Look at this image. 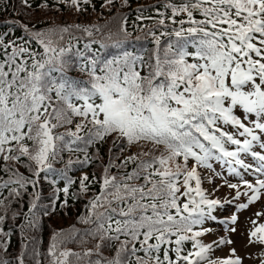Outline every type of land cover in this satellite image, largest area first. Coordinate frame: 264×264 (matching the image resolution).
<instances>
[{"label":"snow or ice","instance_id":"snow-or-ice-1","mask_svg":"<svg viewBox=\"0 0 264 264\" xmlns=\"http://www.w3.org/2000/svg\"><path fill=\"white\" fill-rule=\"evenodd\" d=\"M90 7L0 0V264H264V0Z\"/></svg>","mask_w":264,"mask_h":264},{"label":"trees","instance_id":"trees-1","mask_svg":"<svg viewBox=\"0 0 264 264\" xmlns=\"http://www.w3.org/2000/svg\"><path fill=\"white\" fill-rule=\"evenodd\" d=\"M103 2V0H93V3L95 4V12L92 11L91 7L88 10V14L81 16L80 19L82 20H90L92 18H96L98 13H102V16L99 17V19L101 20V22L104 19H107L108 16L112 15L113 13H115L117 11L116 8H113L111 11H108L106 9L102 10L100 8V4ZM157 2V0H129V7L127 8H121L120 11L123 12L128 19V23L131 26L132 21L135 19L136 16V7L137 5H152L155 4ZM148 14H152L150 12H146L145 15ZM5 15L7 16H11L12 13H5ZM39 15V14H37ZM68 19H72L71 15H67ZM4 20L2 18H0V30H2V26H3ZM129 30H131V27L129 28ZM19 34V33H17ZM133 35H135V32L133 33ZM85 170L87 171H91V167L86 168ZM77 172H72L70 173L71 175L76 176ZM82 208V204L78 203L76 205V207L72 206L71 203V199L69 198V207L67 209L68 214L66 216H59L54 218V221H50L49 223H54L55 226H59V227H67L69 224L74 223V216L78 214V212L81 210ZM78 227L80 225H77ZM18 235H14L11 239V249L13 251L17 250L19 245H18ZM45 242L47 241V230H45V236H44ZM69 247H75V245L73 244H69Z\"/></svg>","mask_w":264,"mask_h":264},{"label":"rangeland","instance_id":"rangeland-1","mask_svg":"<svg viewBox=\"0 0 264 264\" xmlns=\"http://www.w3.org/2000/svg\"><path fill=\"white\" fill-rule=\"evenodd\" d=\"M219 182H220L219 179H217V183H219ZM227 191H228V189L221 188L219 193H218V195L223 196L225 194V192H227ZM258 207H259L258 205L254 204L248 211H242L240 213V220H239V222L236 225L237 232L233 236V239L236 242L238 250L241 251V252L245 251L244 235H246L245 229L248 226V225L245 224V217H247L249 215L250 211L256 210V209H258ZM224 214L227 215L228 212L226 211ZM211 227L219 229L220 234H223V228L219 224H212ZM241 233H244V235H241ZM214 238L215 237H206L205 239L207 240V239H214ZM246 264H247V262H246Z\"/></svg>","mask_w":264,"mask_h":264}]
</instances>
